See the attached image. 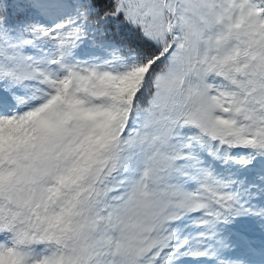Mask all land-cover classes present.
I'll return each mask as SVG.
<instances>
[{
    "label": "snow or ice",
    "instance_id": "1",
    "mask_svg": "<svg viewBox=\"0 0 264 264\" xmlns=\"http://www.w3.org/2000/svg\"><path fill=\"white\" fill-rule=\"evenodd\" d=\"M0 264H264V0H0Z\"/></svg>",
    "mask_w": 264,
    "mask_h": 264
}]
</instances>
